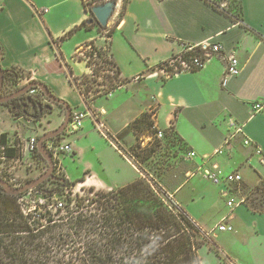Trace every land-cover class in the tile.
<instances>
[{
  "label": "crops",
  "instance_id": "0c3cea01",
  "mask_svg": "<svg viewBox=\"0 0 264 264\" xmlns=\"http://www.w3.org/2000/svg\"><path fill=\"white\" fill-rule=\"evenodd\" d=\"M211 1L229 13L209 0H129L122 15L124 0H118L107 26L113 32L106 37L98 26H82L93 16L86 0H0V63L38 74L67 100L72 70L74 76L90 70L81 59L86 48L106 41L122 84L92 103L123 144L137 136L129 124L149 113L156 129L173 123L183 146L194 150L198 160L211 157L226 171L238 169L254 185L264 177V164L253 157L255 143L264 149V112L253 110L254 102L264 101V0ZM210 39L237 55V76L224 81L225 64L219 56L199 71L169 76L155 71L178 50V43ZM87 118L71 135L78 160L86 148L81 138L97 133ZM232 122L244 132L230 135ZM100 138L102 144L92 147L96 168L83 166L85 185L109 190L147 177L141 165ZM246 138L252 143L246 145ZM67 176L75 180L80 175ZM193 177L167 191L212 236V243L200 249L201 264H264V211L244 203L231 208L220 187ZM223 222L232 229L219 230Z\"/></svg>",
  "mask_w": 264,
  "mask_h": 264
},
{
  "label": "rangeland",
  "instance_id": "374dc122",
  "mask_svg": "<svg viewBox=\"0 0 264 264\" xmlns=\"http://www.w3.org/2000/svg\"><path fill=\"white\" fill-rule=\"evenodd\" d=\"M113 1L117 2L118 0ZM94 2L96 1L91 0L88 2L90 10ZM91 18H93L94 21L91 25H89V27L98 26L100 31H102L106 37L111 34V29L107 27L108 25L101 26L94 15ZM2 53L3 50L0 46V55ZM109 55L108 42L103 41L101 45L92 44L86 48L85 54L81 57V59L83 58L86 60V64L90 69L89 72L74 76V71L72 70V73L69 75L70 84L68 90L70 95L66 100L72 107V115L75 112L87 110L92 111L93 114L95 112L99 113L92 101L98 96L107 95L122 84V81H120L122 79L117 69L113 67V63ZM172 60L173 58H170L160 63L158 66H156L155 71L161 72L164 76H169L172 71H176L174 67L178 64V61ZM2 67L5 70L11 69L10 67L5 68L3 65ZM12 68L15 70L16 75L14 73L9 74L6 72L4 85L1 89L2 95L10 94L21 87L27 86L35 80H41L38 77V74L27 73L16 67ZM102 70L107 71L103 72ZM17 74L19 78H17ZM110 82H113V85L112 83L110 84ZM106 83H109L110 87H107L105 85ZM18 97L25 99L27 104L25 107L16 104L14 101L0 104L1 144L6 142H10L12 144L15 141L21 140L19 138L20 135H22L23 138H26V136L30 133H33V131H35L36 134H39L40 137L42 134H45L61 126L66 118L67 109L65 105L53 101L38 86H33L30 88V90ZM42 106L45 107V110L39 108ZM24 109L27 111H24ZM87 117L91 118L93 127L99 135L96 133L90 134L86 139L84 137L81 138L80 144L86 147L84 153L81 155V159H75L76 153L74 148L71 152L60 151L59 161L62 162V167L64 169L57 173L56 167L54 165V174L56 175L55 178L49 177L37 187L17 195L18 198H24L23 204L26 207L33 208V210H35V207L37 208L34 212L36 217L38 214L43 213L46 215L45 218L51 219V221H47L44 218L41 220V228H43V231L39 234V237H44L41 239L42 244H45L44 247L49 246L51 249V253L48 254V260L36 258V253L35 256L32 257L29 255V257L32 258V260H43L40 264H78L82 262V259L84 258L89 259L88 261L86 260V264H139V262H142L143 258V262H145V264L150 263L149 261L151 260L149 256L146 257L148 252L137 254L131 250L132 256H124L122 253H120L121 255L115 253V250L112 249L110 245V242L113 239L114 231L110 230L109 228H103V225H101L96 228V231L89 232L88 228L92 227V220L94 217L88 216L87 219H84L85 216H81L82 214L80 212L73 213V211L77 209L76 200L80 198V196L83 195L90 198L97 196L95 192L90 191V186L85 185L83 182L81 184L80 181H77L85 172L83 170V166H87L86 168L91 170L96 168L95 166H97V163L92 147H98L102 144V139L100 138L102 135L95 128L94 117L90 115ZM72 118L73 117L70 118V121ZM144 126L147 128V124ZM66 129L67 127L63 133L52 138L55 141V144L71 142V138H73L71 135L79 130L78 129L75 132H70V134H65ZM153 130V128L146 130L140 129L138 132L139 136H136L132 142L125 140L124 144L128 148L125 153H122L118 148L117 149L122 154L128 155L129 157H131L129 153L133 154L144 168V171L148 172L146 178H148L150 182L153 180V182L157 181L163 183L164 189L166 187L167 189L171 190L174 189L178 183L188 179V176L193 173H190V171L197 170V166L188 158L186 159V154L188 151L182 143L176 145L170 144L168 142L161 143L158 139L152 137L154 134ZM2 134H6L5 142L1 138ZM8 149L11 148L6 147L4 150L2 148L0 149V155L7 156L5 159H0V177L10 182L12 185L22 186L23 184L39 177L49 167L47 160L40 150L32 153L25 152L22 154L20 160L17 158L13 160L11 156L14 155H9L7 153ZM73 160H76V162ZM65 165H67V171L65 170ZM245 166V163L241 164L240 168L243 170ZM67 174L71 176H80H78L75 180H71ZM62 177L69 181L65 189L60 188L59 184L56 182L57 178ZM193 178L200 180L203 184H209V182L202 175H200V172L194 175ZM96 190L98 189L96 188ZM104 190L109 191L111 189ZM244 193H249L251 199L258 196L260 199L258 198L257 201L262 202V200H264V191L261 189H255V186L251 183L247 184L246 190L243 191V194ZM166 195H168L172 200L175 199L174 197L170 196L168 191L166 192ZM56 200L64 201L65 207L56 208V205H54ZM175 200L174 202H176ZM50 204L51 206H49ZM87 204H91V202ZM69 215L74 216L73 221L83 217V219L80 221L83 223V228H81V225H79L78 222L76 225V229L79 230L77 231L78 234H72V231H70L71 238L66 242L63 251V249H60V247L54 245L55 239L53 237L55 236L57 238L59 237L58 233H60L63 229H69L66 225ZM199 228L201 227L199 226ZM122 232L126 233L127 230H123L119 227L117 234ZM130 232L133 233L135 231L130 229ZM202 234L203 236L196 235V238L199 242L205 238V243H203V245H201L198 249L199 256L200 249L207 244L212 243V236H210V234L206 235L204 232H202ZM124 237L125 236L123 235L122 240H124ZM126 242L129 241L127 240ZM126 244L128 245V243ZM91 248L92 250L96 249V252L94 253L89 251ZM147 248H149V246H146L145 250ZM45 249H47V247H45ZM134 255L136 258L133 257ZM7 261L8 260L5 257H2L0 254V264H5Z\"/></svg>",
  "mask_w": 264,
  "mask_h": 264
},
{
  "label": "trees",
  "instance_id": "16d2710c",
  "mask_svg": "<svg viewBox=\"0 0 264 264\" xmlns=\"http://www.w3.org/2000/svg\"><path fill=\"white\" fill-rule=\"evenodd\" d=\"M95 1L99 2L101 0ZM209 1L215 7L221 8L217 2ZM128 2L129 0H124L122 15L126 11ZM233 7L230 8L233 9ZM221 10L226 13L230 11L225 8H221ZM83 25L89 27V20H85L82 23ZM112 32L113 29H111ZM5 72L16 75L13 68L6 69ZM17 78H19L18 74ZM13 101L20 106L25 107L27 105L25 99L21 97H17ZM39 108L45 110L44 106ZM24 111L27 110L24 109ZM146 124L147 128L144 126ZM153 126L154 122L149 113H144L140 118L129 124V129L139 136L140 129L153 128V133L156 132L157 129ZM1 138L5 142L6 134H2ZM7 153L15 155L16 152L13 149H8ZM77 181L84 182L85 177L82 176ZM56 182L62 189H65L69 183L63 177L57 178ZM90 191L95 192L97 196L92 198L80 196L76 200L77 209L73 213L80 212L81 216H85L84 219H87L88 216L94 217L92 227L88 228L89 232L96 231V228L101 225H103V228L114 231L110 245L115 253L132 256V251L137 254L148 252L146 257L149 256L151 261L147 264H201L198 249L205 243V238L199 242L196 235L203 236V231L179 204L166 195L167 188L164 189L163 184L161 185L160 182H153V180L150 182L149 179L144 177L117 189L109 191L96 190L95 186H91ZM258 198L257 196L251 199L248 205L254 210L264 211V200L262 202L257 201ZM89 202L91 204H87ZM34 212L25 214L18 201V196L9 193L0 185V254L8 260L5 264H40L43 260H48L51 249L49 246H45L47 247L45 249V244L41 242L44 237H39V234L43 231L41 220L44 218L51 221V219L45 218L46 215L43 213L38 214L36 217ZM73 215H69L67 219L66 225L69 229H63L58 233L59 237H53L55 239L54 245H57L63 251L66 242L71 238L70 231H72V234H78L77 231L79 230L76 229L78 222L83 228V223L80 222L83 217L79 219L75 217L77 220L73 221ZM119 227L127 230V232L117 234ZM130 229L135 232H130ZM123 235L125 236L124 240H122ZM127 240L129 242H126ZM146 246H149V248L145 250ZM95 250L89 249L94 253ZM35 253L36 258L43 260H32L29 255L33 257ZM135 255L133 257L136 258ZM86 260L89 259L84 258L78 264H86ZM143 260L144 258L139 264H145Z\"/></svg>",
  "mask_w": 264,
  "mask_h": 264
},
{
  "label": "built area",
  "instance_id": "2783aa9c",
  "mask_svg": "<svg viewBox=\"0 0 264 264\" xmlns=\"http://www.w3.org/2000/svg\"><path fill=\"white\" fill-rule=\"evenodd\" d=\"M86 1L89 2L91 0H86ZM95 3L96 2H94L93 4ZM46 10L47 8H44L39 10V12L43 13ZM215 56H219L224 60V64H225L224 81H226L229 77L237 76L241 72V64L237 55L235 53L225 52L221 42L210 39L202 42L178 43V50L171 57L173 58L172 61H178V64L174 67L176 71L175 72L172 71V73L175 74L181 71H199L203 69L206 66V64ZM113 67L116 68V66L114 65ZM102 71L105 72L107 70H102ZM111 83L113 85V82H110V84ZM110 84L106 83L105 85L107 87H110ZM253 110L255 112H264V101L254 102ZM89 115L94 117L95 128L102 135V137H104L112 145L118 148L122 153H125L127 151L126 147L123 145L118 135L115 134L108 127L105 119L103 118V113L100 111L99 113L95 112L94 114L92 111H88V110L75 112L71 116L73 118L69 122L65 134H70V132L77 131L80 127H82L84 118ZM231 129L233 131L232 133L230 132V135H236L237 133L244 132L243 126L237 124L236 122L231 123ZM152 137H155L161 143L168 142L173 145L182 143L181 138L178 136L173 123L166 129H157V131L154 132ZM19 138L21 140L15 141L12 144L10 142L8 143L6 142L3 144L0 143V149L2 148L4 150L6 147L13 149L16 152V155L11 156L13 160L16 158L20 160L22 154L25 152L32 153L39 150L38 141L40 137L39 134H36L35 131L27 135L26 138H23L22 135H20ZM244 143L246 145H249L252 143V141L249 138H246L244 140ZM45 145L48 151L50 152V154L53 155L52 158L57 173L61 172L64 168L62 167V162L59 161V153L60 151H67V152L73 151L72 145L70 144V142L64 144H55V141L53 139L47 140L45 142ZM219 152H222V150H219ZM129 155H131L130 158L135 164L141 165L133 154L129 153ZM6 157L7 156L5 155L2 156L0 155V159L1 158L5 159ZM253 157L257 158V162L259 164L261 165L264 164V149L258 143H255L254 145ZM187 158L191 161L193 160V162L197 166V170L193 171L192 175L194 176L198 172H200V175H202L212 185L216 187H220L223 196L228 197V201H227L228 206H230L231 208H235L239 204L242 203L248 204L251 201V196L249 193L243 194V191L246 190L247 183L245 182L244 176L240 170L237 169V170L226 171L223 168H221V166L218 163H213L211 157L198 160L197 154L194 150H189L187 152ZM263 183H264V177L259 178L256 184H254L255 189L257 190L261 189L262 191H264L263 190L264 186L262 187ZM23 199L24 198L19 197L18 201L25 214L36 211L37 209L36 207L35 210H33V208L26 207L23 204ZM54 205H56V208L65 207L64 201L61 200H56L54 202ZM49 206H51V204ZM230 229H232V226L229 225L227 222H223L219 225V230H230ZM201 230L206 235L209 234V232L204 231L203 228H201Z\"/></svg>",
  "mask_w": 264,
  "mask_h": 264
},
{
  "label": "water",
  "instance_id": "95a60500",
  "mask_svg": "<svg viewBox=\"0 0 264 264\" xmlns=\"http://www.w3.org/2000/svg\"><path fill=\"white\" fill-rule=\"evenodd\" d=\"M116 4H117V2H115L113 0H102L100 2L93 4V6L91 7V11L101 26L108 25L110 19L112 18L113 13H114V9L116 7ZM93 21H94L93 18L89 19V22H93ZM4 80H5V69L2 67V65L0 63V104H5L8 101H10L11 99H14V98L22 95L23 93L27 92L33 86H38L44 91V93L49 98H51L53 101L64 104L66 109H67L66 118H65L64 122L62 123V125L56 129H54V130H51V131L41 135L39 138V141H38V149L40 150V152L43 154V156L47 160V162L49 164L48 169L43 174H41L39 177L23 184L22 186L12 185L10 182H8L5 179H3L2 177H0V185H2L9 193H11L13 195H20V194H22V193H24V192H26V191L34 188V187H37L40 183H42L47 178H49V177L55 178L56 177V175L54 174V161H53L52 155L50 154V152L46 148L45 142L47 140L52 139V138L58 136L59 134L63 133V131L65 130V128L67 127V125L70 121V118L72 115V107L70 106V104L65 99L57 96L51 90V88L45 82H43L41 80H35V81L31 82L30 84H28L27 86L21 87L18 90L14 91L10 94L2 95L1 89L4 85Z\"/></svg>",
  "mask_w": 264,
  "mask_h": 264
},
{
  "label": "flooded vegetation",
  "instance_id": "af4514ba",
  "mask_svg": "<svg viewBox=\"0 0 264 264\" xmlns=\"http://www.w3.org/2000/svg\"><path fill=\"white\" fill-rule=\"evenodd\" d=\"M5 74H6V72H5ZM15 99V98H14ZM14 99H11L10 101H8V102H11V101H13Z\"/></svg>",
  "mask_w": 264,
  "mask_h": 264
},
{
  "label": "bare ground",
  "instance_id": "6f19581e",
  "mask_svg": "<svg viewBox=\"0 0 264 264\" xmlns=\"http://www.w3.org/2000/svg\"><path fill=\"white\" fill-rule=\"evenodd\" d=\"M82 184V183H81Z\"/></svg>",
  "mask_w": 264,
  "mask_h": 264
}]
</instances>
